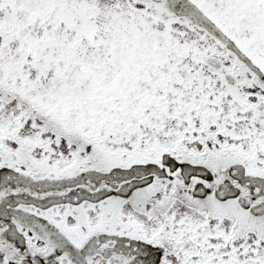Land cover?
Segmentation results:
<instances>
[{
	"label": "snow or ice",
	"instance_id": "snow-or-ice-1",
	"mask_svg": "<svg viewBox=\"0 0 264 264\" xmlns=\"http://www.w3.org/2000/svg\"><path fill=\"white\" fill-rule=\"evenodd\" d=\"M0 264H264V0H0Z\"/></svg>",
	"mask_w": 264,
	"mask_h": 264
}]
</instances>
